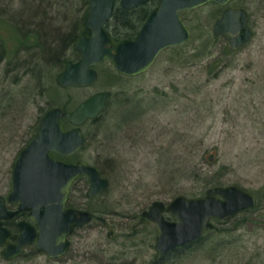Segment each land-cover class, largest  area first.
I'll return each instance as SVG.
<instances>
[{"label": "rangeland", "instance_id": "obj_1", "mask_svg": "<svg viewBox=\"0 0 264 264\" xmlns=\"http://www.w3.org/2000/svg\"><path fill=\"white\" fill-rule=\"evenodd\" d=\"M229 5L248 11L254 32L232 54L230 38L213 33L224 7L208 3L182 14L190 41L162 52L146 73L127 77L107 61L96 68L94 86L62 88L57 77L65 67H47L41 57L85 15L84 1L0 0V36L10 51L21 46L10 66L0 41V196H9L16 157L48 108L74 110L98 92H112L98 121L82 127L85 148L68 158L98 167L109 180L92 198L86 177L72 187L71 205L91 212L92 221L73 232L59 259L33 245L12 260L0 248V264H154L158 228L141 224L142 212L155 201L205 197L215 181L249 191L256 206L214 220L203 242L165 264H264V0ZM36 33L46 38L44 50L31 41ZM79 56L69 46L66 58Z\"/></svg>", "mask_w": 264, "mask_h": 264}, {"label": "water", "instance_id": "obj_2", "mask_svg": "<svg viewBox=\"0 0 264 264\" xmlns=\"http://www.w3.org/2000/svg\"><path fill=\"white\" fill-rule=\"evenodd\" d=\"M117 1L124 9L133 10L150 0H89L85 30L74 44L80 59L67 62L57 77L60 87L94 86L99 78L96 67L107 61L127 77L146 73L162 52L190 41L191 32L181 13L208 3L224 7L214 21L213 33L216 37L229 36L232 51L242 49L254 36L248 11L230 6L231 0H160L134 39L116 40L107 24L114 16ZM111 96L112 92L102 91L74 110L49 109L42 116L39 129L18 153L7 199L13 204L20 203L19 210L30 209L32 223H19V234H12L3 226V220L12 218L15 212L6 208L5 197L0 196V247L5 260L21 257L31 245L50 259H59L70 250V237L75 229L92 221L91 212L66 207L72 185L79 176H86L90 183L87 197L92 198L108 189L109 180L96 166L84 161L68 162L58 155L71 157L85 147L82 126L101 115ZM64 121L73 127L67 129ZM209 159L213 161L212 156ZM256 203V197L239 186H217L208 189L205 197L179 196L169 204L155 201L142 212L140 222L149 220L156 224V249L164 255L201 239L215 228V219L231 217L255 207Z\"/></svg>", "mask_w": 264, "mask_h": 264}, {"label": "trees", "instance_id": "obj_3", "mask_svg": "<svg viewBox=\"0 0 264 264\" xmlns=\"http://www.w3.org/2000/svg\"><path fill=\"white\" fill-rule=\"evenodd\" d=\"M83 1H84V5L86 7L85 15L81 19H78L79 20L78 23H76V25L73 26V29L67 35H64V36L63 35H57L56 41L53 44H49V46H46L47 49L44 50L43 44L41 43V41H43V43H44V41L46 39L43 34H41V33L37 34L36 33V34H34L32 36L31 41L33 43H36L38 46L42 47L43 50H44L43 54L41 53L42 54L41 60L45 62L47 67L53 66V63H56V62H57V64L65 67L67 62L69 61L66 58L67 49L69 48V46H73L74 47L75 41L77 40L78 36L85 30L84 21H85L86 16L88 15L89 0H83ZM159 2H160V0H150L149 3L141 5V6L135 8L133 10L124 9V8L121 7L120 3H117L116 6H115V10H114V16L108 22L107 29L112 33V35L114 36V38L116 40L127 39V38L134 39L139 34V32L141 31L142 27L144 26V24L148 20L150 14L154 10L157 9V7L159 5ZM44 29H46V28H44ZM15 37L17 39L19 38L17 35ZM3 40L4 39L0 36V41L3 43L2 49L7 54V58L9 60V61H7V64H9L11 66L14 63L13 61H15L17 59V57H14V55L19 52L21 46L16 45L15 46V50L10 51V49L6 45L5 41H3ZM19 43H21V45L24 46L25 45L24 39H20ZM183 46L174 47V48H171V49L180 50V49L183 48ZM227 52L232 54V53H234L236 51H232L230 49V46H229L228 49H227ZM63 56H64V58H63ZM4 57H5V55L3 54L2 57H1V60H4L5 59ZM79 58H80V56H79ZM51 108H54V107H50V108H48V110L51 109ZM62 108L65 109V110L71 111L66 106H64ZM100 117H98L95 120L89 121V122L95 123V122L98 121V119ZM64 125H65L66 128H69L70 126H72L71 124L67 123L66 121H64ZM85 137H86V135H85ZM86 140H87V137H86ZM28 141H27V143H28ZM61 158L65 159L67 161H70V160H68V158H65V157H61ZM100 173L103 176L101 170H100ZM82 178L83 177H81V179ZM215 182H213V184H216L215 187L222 186L221 184H218V183H215ZM87 183H88V180H87ZM70 204L71 203L69 201V205ZM244 211H251V210L247 209V210H243L241 212H244ZM241 212H239V213H241ZM239 213H237V214H239ZM237 214H235V215H237ZM235 215H233V216H235ZM205 235L201 239L196 240V241H194L192 243H189V244H187L185 246L179 247V248H177V249H175V250H173V251H171V252H169L167 254L162 255L160 253H157L155 258H154V260H153L154 261L153 263L154 264H165L167 259L171 258L170 257L171 255L180 253L183 250L192 247L193 245L195 246V245L200 244V242H203L205 240Z\"/></svg>", "mask_w": 264, "mask_h": 264}, {"label": "flooded vegetation", "instance_id": "obj_4", "mask_svg": "<svg viewBox=\"0 0 264 264\" xmlns=\"http://www.w3.org/2000/svg\"><path fill=\"white\" fill-rule=\"evenodd\" d=\"M149 3V2H148ZM158 8V7H157ZM223 10H224V8H223ZM222 10V11H223ZM155 11V10H154ZM222 36H226V35H222ZM220 37V36H219ZM97 68V67H96ZM72 162V161H71ZM13 175V174H12ZM81 177H86V176H79L78 178H77V180L79 179V178H81ZM86 179L88 180V178L86 177ZM12 180V179H11ZM76 180V181H77ZM89 182V181H88ZM74 185V184H73ZM73 187V186H72ZM71 190H72V188H71ZM71 193V192H70ZM96 197V196H95ZM8 198V197H7ZM7 198H5L6 199V201H5V205H6V208L9 210V211H11V212H15V215L12 217V218H7V219H4L3 220V226L5 227V228H7V229H9L11 232H12V234H14V235H16V234H19V223H21V222H23V221H29V222H31V220H30V209H25V210H19V205H20V203H17V204H13V203H10L9 201H8V199ZM69 201H70V195H69V199H68V202H67V208H69V207H75V206H73V205H69ZM75 208H77V207H75ZM32 223V222H31ZM34 224V223H33ZM35 225V224H34ZM36 226V225H35ZM11 241L12 242H16V240L15 239H11ZM31 246H33V245H31ZM35 246V245H34ZM30 247V246H29ZM1 249H2V251H3V248L2 247H0ZM28 248V247H27ZM26 248V249H27ZM26 249H25V252H26ZM37 249V248H36ZM38 250V249H37ZM2 251H1V255H2ZM39 251V250H38ZM25 252H24V254H25ZM23 254V255H24ZM22 255V256H23Z\"/></svg>", "mask_w": 264, "mask_h": 264}, {"label": "bare ground", "instance_id": "obj_5", "mask_svg": "<svg viewBox=\"0 0 264 264\" xmlns=\"http://www.w3.org/2000/svg\"><path fill=\"white\" fill-rule=\"evenodd\" d=\"M117 3H120V2H119V1H117V2H116V4H117ZM116 4H115V6H116ZM120 5H121V3H120ZM121 7H122V6H121ZM122 8H123V7H122ZM114 10H115V8H114ZM86 17H87V16H86ZM85 19H86V18H85Z\"/></svg>", "mask_w": 264, "mask_h": 264}]
</instances>
